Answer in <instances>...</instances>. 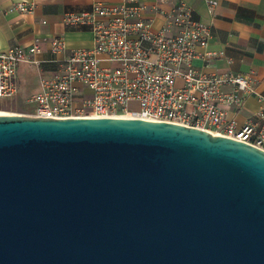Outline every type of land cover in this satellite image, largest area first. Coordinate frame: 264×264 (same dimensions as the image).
I'll return each instance as SVG.
<instances>
[{
  "label": "water",
  "instance_id": "water-1",
  "mask_svg": "<svg viewBox=\"0 0 264 264\" xmlns=\"http://www.w3.org/2000/svg\"><path fill=\"white\" fill-rule=\"evenodd\" d=\"M0 264H264V149L164 121L0 114Z\"/></svg>",
  "mask_w": 264,
  "mask_h": 264
},
{
  "label": "built area",
  "instance_id": "built-area-1",
  "mask_svg": "<svg viewBox=\"0 0 264 264\" xmlns=\"http://www.w3.org/2000/svg\"><path fill=\"white\" fill-rule=\"evenodd\" d=\"M144 8L138 0H122L118 4L95 2L86 10L65 13L64 25L91 32L90 47L68 48L58 35L35 38L27 47L0 49V101L17 96L21 63L48 64L55 72L41 77L37 90L28 97L34 107L28 115L171 122L264 149V111L254 113L237 130L236 120L226 119L224 109L242 106L248 95L264 103V94L244 74H204L192 66L194 58L210 55L197 51L208 44V27L193 20L191 9L179 3L163 13L165 25L153 29L142 17ZM31 9V5L16 3L9 10ZM173 28L177 30L171 33ZM45 42L51 57L38 60L36 55Z\"/></svg>",
  "mask_w": 264,
  "mask_h": 264
},
{
  "label": "crops",
  "instance_id": "crops-1",
  "mask_svg": "<svg viewBox=\"0 0 264 264\" xmlns=\"http://www.w3.org/2000/svg\"><path fill=\"white\" fill-rule=\"evenodd\" d=\"M122 0H0V49L13 46L27 47L35 38L49 39L61 35L68 48L90 47L92 34L85 28L64 25L63 16L79 12L95 2L118 4ZM144 5L142 17L151 22L153 29L165 25L163 13L179 3L192 11V19L207 26L210 37L205 49L207 57L192 60L197 72L204 74H244L257 91L264 94V0H138ZM214 2L210 5L209 2ZM16 3L31 5L29 12L9 10ZM172 29L170 32H176ZM51 57L45 42L36 59ZM55 72L53 65L39 66L21 63L18 66V94L24 87L38 88L41 77ZM181 84V80L177 81ZM17 94V96H18ZM32 94V93H31ZM225 118L236 120L240 129L258 111H264V103L252 95L244 98L240 107L225 106Z\"/></svg>",
  "mask_w": 264,
  "mask_h": 264
},
{
  "label": "rangeland",
  "instance_id": "rangeland-1",
  "mask_svg": "<svg viewBox=\"0 0 264 264\" xmlns=\"http://www.w3.org/2000/svg\"><path fill=\"white\" fill-rule=\"evenodd\" d=\"M34 92V88L27 86L20 90L18 96L11 100L0 101V113L8 115H28L33 110L27 99Z\"/></svg>",
  "mask_w": 264,
  "mask_h": 264
},
{
  "label": "bare ground",
  "instance_id": "bare-ground-1",
  "mask_svg": "<svg viewBox=\"0 0 264 264\" xmlns=\"http://www.w3.org/2000/svg\"><path fill=\"white\" fill-rule=\"evenodd\" d=\"M0 114H2V113H0Z\"/></svg>",
  "mask_w": 264,
  "mask_h": 264
}]
</instances>
